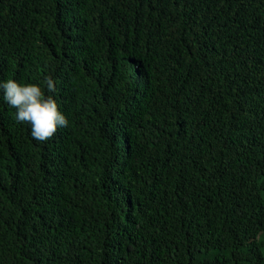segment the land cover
Masks as SVG:
<instances>
[{
	"label": "trees",
	"instance_id": "trees-1",
	"mask_svg": "<svg viewBox=\"0 0 264 264\" xmlns=\"http://www.w3.org/2000/svg\"><path fill=\"white\" fill-rule=\"evenodd\" d=\"M9 79L0 264H264V0H0Z\"/></svg>",
	"mask_w": 264,
	"mask_h": 264
},
{
	"label": "clouds",
	"instance_id": "clouds-1",
	"mask_svg": "<svg viewBox=\"0 0 264 264\" xmlns=\"http://www.w3.org/2000/svg\"><path fill=\"white\" fill-rule=\"evenodd\" d=\"M49 92H56V85L51 77H46ZM3 100L16 109V120L31 125V135L38 142H46L58 128L67 127V117L58 109L52 96H46L37 84H20L15 80L0 82Z\"/></svg>",
	"mask_w": 264,
	"mask_h": 264
}]
</instances>
